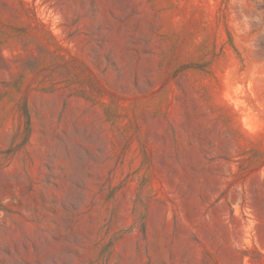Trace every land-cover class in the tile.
Segmentation results:
<instances>
[{"label":"rangeland","instance_id":"374dc122","mask_svg":"<svg viewBox=\"0 0 264 264\" xmlns=\"http://www.w3.org/2000/svg\"><path fill=\"white\" fill-rule=\"evenodd\" d=\"M0 264H264V0H0Z\"/></svg>","mask_w":264,"mask_h":264}]
</instances>
